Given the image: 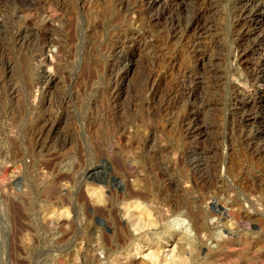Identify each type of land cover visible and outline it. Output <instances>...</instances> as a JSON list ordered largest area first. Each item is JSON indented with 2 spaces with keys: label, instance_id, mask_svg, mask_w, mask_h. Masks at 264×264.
<instances>
[{
  "label": "rangeland",
  "instance_id": "obj_1",
  "mask_svg": "<svg viewBox=\"0 0 264 264\" xmlns=\"http://www.w3.org/2000/svg\"><path fill=\"white\" fill-rule=\"evenodd\" d=\"M245 1L264 5L186 0L208 11L196 50L149 21L143 0H0V264H264V151L242 143L230 89L264 54L262 42L239 57L254 23L236 15ZM175 83L210 102L204 134L174 121L184 97L160 102ZM249 89L258 123L243 129L261 146Z\"/></svg>",
  "mask_w": 264,
  "mask_h": 264
},
{
  "label": "bare ground",
  "instance_id": "obj_2",
  "mask_svg": "<svg viewBox=\"0 0 264 264\" xmlns=\"http://www.w3.org/2000/svg\"><path fill=\"white\" fill-rule=\"evenodd\" d=\"M41 1H42V3H44V5L45 4H48V5L54 4V5H58L59 6V4H60V6L61 5L62 6H66V3H64V0H40V2ZM143 1H146L147 4H148V11L147 12H148L149 15H147V17H148L149 21H153L155 23H160V25L162 26V31L165 33V35L167 37L170 36V38L172 37L171 40L172 39H177L178 42L181 43L182 47L186 46V47H188V49L192 48V49L198 50L197 47L200 46V43H201L200 40H202L201 38L209 31V29H208L209 28V24L204 19V16H205L206 11H207L206 7L201 5V7L203 6L202 8L201 7H196V8H192V9H186V8H188V6H187L188 3L186 2V0H164L163 1L164 4L162 6L159 5L160 7H158V6L155 7L157 0H143ZM38 4L30 2V3L27 4V6H28V8L37 9V7L39 8V6H40ZM25 6H26V4H25ZM207 6L209 7V5H207ZM211 6H212V4H211ZM42 7H41V9H42ZM45 7H47V6H45ZM45 7H44V9H45ZM51 8H53V7H50V9ZM257 8H258V2L252 4L251 2L245 1L244 4L240 5V7L238 8L236 15L238 17H240V18L241 17L242 18H251L252 22H254L253 23V27L252 28L250 27L251 30H254V29L258 30V25H261L262 26L261 30H262V34H263L264 33V5L261 6L259 11H258ZM177 9H179L180 11H177ZM181 9H183V10L181 11ZM185 10H187L186 11L187 13H184ZM51 11H52V9H51ZM56 11L57 10H55V12ZM179 12L180 13L182 12L184 14L183 15V20L184 21L179 18V16H178ZM48 15H50V14H48ZM140 16H143V15H140ZM50 17H52V15L49 16V18ZM139 17H138V19H141V17L140 18ZM49 18L47 20H45L46 18L44 19V21H45L44 23H46L45 25H48L47 27H50V26L53 25V23H50V21H52V18L51 19H49ZM142 18L145 19L144 16ZM141 22L144 24L145 21H141ZM248 23H249V21H248ZM139 25H140V23H139ZM251 30L248 28V30H245L246 32L244 31L245 33L243 32L244 34L241 32L243 34L242 35V40H241V43L239 44V48L237 49L238 52H239L240 59L244 58L247 55L248 51L252 52L251 48L255 47V43H257V45H258V44H261L262 42H264V35L259 36L257 41L255 39L254 40L250 39L249 38V34L252 33ZM33 40H35V42H34L35 44L34 43L33 44L34 45H38L40 38L38 40L37 36H35ZM47 40H48V44L47 45H49L50 43H54L55 42V41L53 42L52 38L51 39L49 38ZM44 41L42 40V43L43 42L44 43L47 42L45 39H44ZM36 42H38V43H36ZM210 48L212 49V46ZM204 50H205V48H204ZM205 53H208V52H201L200 55H204ZM160 54L162 55V53H160ZM1 56H3V55H1ZM163 57H164V55H163ZM205 59H207L206 56H203V58L201 57V61H203ZM49 62H51V61H49ZM244 62H247V60H245ZM0 63H1V60H0ZM258 63H259V65H258ZM258 63H255V67H250V66L248 67V66L244 65L245 68L249 69L246 72V76L244 78H239L237 80H234V82L232 81L231 82L232 85L230 86L231 94H232V101H233V103H232L233 113L232 114H233V116H235L234 121L236 122V125L238 127H242V129H241V132H242V135H241L242 143L244 145H246L248 148L251 147L250 149L253 150V153L251 152L252 153L251 155H253L254 152L258 153L260 151H264V140H263V142H262L263 144L261 146L257 145V146H253L252 147V143L254 142V140L257 142L258 134L257 133L256 134L252 133L250 131L248 132V130H246L247 132H245V130L243 129L244 128L243 126H247V124H251L252 125L253 123H258V121L257 122L254 121V117H252V116H251L252 118L249 117L252 114H248V112H251V111L246 109V105L245 104L248 101V98L250 97V96L247 95L249 93V92L247 93V91H248L247 88L252 89L254 91V95H255V98L253 99L254 102H252V104L254 103V105H252L253 106V115L255 114L257 117L259 115V118H260L259 122L261 124H263L262 126H264V102L261 101V100L258 101V98H260L262 96L261 95V92H262L261 91V87H259L258 85L262 81V79L264 78V54H263L262 58L260 59V61ZM245 64H247V63H245ZM184 65L185 64H182L183 68L185 69L188 66V64L186 66H184ZM212 75L214 77V74H211V76ZM215 77L217 78L216 72H215ZM193 82H195V81L191 80V83H193ZM215 82H214V84H215ZM177 83H175V85L173 84L174 86L172 85V87L170 88L173 91L172 93H170V91H166V93H164V94L162 93L163 94L162 98L161 99L159 98L160 102H162V100H164L166 102L165 104L167 105L169 103V100H170V103H172L173 100H171V95H172V98H176V99H178V98L181 99L182 97H184V103L181 101L183 103L181 105L184 108L182 107L180 113H178V115L176 117H174V121H176L178 119L179 123L180 122H182V123L184 122V124H185L184 127L186 126L185 131L187 133L191 132L194 135H200V134H202L205 131V129L208 126V123L206 121H204L203 118L201 117V114L204 115L203 114L204 112L202 113V110L206 109L208 111V108L210 107V102L208 100H205V99H202V100L198 99V101H195L196 98L194 99V101L189 100L190 98L188 99V97L192 96L193 94H191L192 92H190V90L188 91V87L189 86L187 85V83L184 84V85H181V84L177 85ZM188 84H190V83H188ZM213 86H215V85H213ZM214 91H215V89H214ZM175 93H177V94H175ZM189 93L191 95H189ZM214 97H215V95H214ZM173 102H175V101H173ZM164 111H165V109H164ZM248 117L250 119H248ZM200 119H201V121H200ZM252 120L254 121L253 123H251ZM182 123H181V125H182ZM209 125H210V123H209ZM184 127H182V128H184ZM262 129L264 130V127ZM190 166H191L192 171L195 173V175H197L198 178H200L203 182L207 178L209 179V177H210V174H209V171H208L209 169L206 166V164L204 163L203 158H200V157L196 158L194 156L193 158H191V165ZM101 175H103V174H101ZM172 182H174V181L172 180ZM172 182H171V184H172ZM173 185H175V184H173ZM134 193H137V192H134ZM132 194L133 193L131 191H130V194H129V192L126 193L127 196H130V197L132 196L131 198H133V196H135V195H132ZM138 197H140V196H138Z\"/></svg>",
  "mask_w": 264,
  "mask_h": 264
}]
</instances>
